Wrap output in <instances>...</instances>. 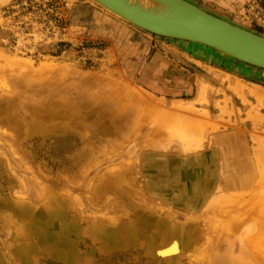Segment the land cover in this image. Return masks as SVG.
I'll return each instance as SVG.
<instances>
[{
  "label": "rangeland",
  "instance_id": "1",
  "mask_svg": "<svg viewBox=\"0 0 264 264\" xmlns=\"http://www.w3.org/2000/svg\"><path fill=\"white\" fill-rule=\"evenodd\" d=\"M186 1L264 37V0ZM153 53L178 65L167 98L127 67ZM205 53L264 73L92 0H0V264H152L99 237L128 220L162 264H264L262 97L190 60Z\"/></svg>",
  "mask_w": 264,
  "mask_h": 264
},
{
  "label": "water",
  "instance_id": "2",
  "mask_svg": "<svg viewBox=\"0 0 264 264\" xmlns=\"http://www.w3.org/2000/svg\"><path fill=\"white\" fill-rule=\"evenodd\" d=\"M93 1L147 33L187 44H202L264 70V37L186 0Z\"/></svg>",
  "mask_w": 264,
  "mask_h": 264
},
{
  "label": "crops",
  "instance_id": "3",
  "mask_svg": "<svg viewBox=\"0 0 264 264\" xmlns=\"http://www.w3.org/2000/svg\"><path fill=\"white\" fill-rule=\"evenodd\" d=\"M143 36V35H142ZM141 41L148 42L141 37ZM151 44V42H150ZM206 55H201L200 58L190 59L197 64H203L204 67L208 69H213L222 75H229L232 79L237 80L240 84L245 86V89L241 91V95L244 100L248 103L247 105H258L257 96L262 97L261 106L264 110V73L256 71H247L242 69L240 71H231L226 65V61L220 59V57L212 55L211 53H205ZM140 57V58H139ZM143 56H135V59L128 60L127 67L138 75L140 78V84L150 93L158 94L161 97L167 98L168 95L172 93H177L178 90H182V86L170 85L167 82H175L178 80V69L176 63L162 56L159 53H153L148 60H143ZM223 58V57H221ZM130 62V63H129ZM173 62V63H172ZM169 84V85H168ZM173 86V87H172ZM174 88V89H172ZM184 92V91H181ZM253 94H252V93ZM183 94V93H182ZM237 96H233L235 98ZM252 97V98H251ZM178 100L179 98H173ZM246 109V110H245ZM244 110L247 111L249 106ZM264 117V114H262ZM228 138V137H226ZM235 181L232 184V192H242L246 190L249 186L246 184V176L242 175L240 170L235 171ZM258 180L256 177H252L250 185V191L256 186ZM226 191V185L223 187Z\"/></svg>",
  "mask_w": 264,
  "mask_h": 264
},
{
  "label": "bare ground",
  "instance_id": "4",
  "mask_svg": "<svg viewBox=\"0 0 264 264\" xmlns=\"http://www.w3.org/2000/svg\"><path fill=\"white\" fill-rule=\"evenodd\" d=\"M93 1V0H92ZM95 2V1H94ZM96 3V2H95ZM99 5V4H98ZM105 10H107V9H105ZM107 11H109V10H107ZM110 12V11H109ZM111 13V12H110ZM113 14V13H112ZM115 15V14H114ZM115 16H117V17H119L118 15H115ZM119 18H121V17H119ZM122 19V18H121ZM122 20H124V19H122ZM124 21H126V20H124ZM192 45H199V46H203V47H205V48H208V49H211V50H213V51H216L217 53H219V54H222V55H224V56H226V57H228V58H230V59H232V60H235V61H237V62H239V63H242V64H245V65H247V66H250L249 64H246V63H244V62H242V61H240V60H238V59H235V58H232V57H230V56H228V55H226V54H224V53H222V52H220V51H218V50H216V49H213V48H211V47H208V46H205V45H202V44H198V43H191ZM250 67H254V66H250ZM254 68H256V67H254ZM257 69H259V68H257ZM260 70H262V69H260ZM157 227H156V229H157V231L155 232V237H159L160 239L159 240H161V237L163 236V235H161L162 233L164 234V232H163V228L165 229V224L164 223H157V225H156ZM46 229V228H45ZM48 230V229H47ZM42 231V230H41ZM108 231V230H107ZM106 230H104V229H99L98 230V232H100V234H99V237L101 238V240L104 242V244H105V246H107V247H111V245L112 246H115L116 247V245H121V246H123L122 244H133L134 246L135 245H140V246H142L143 248L142 249H144V252L146 253V255L149 257V258H151L152 259V264H162V261H160V257H159V255H158V252H159V247L156 249V251H155V253H154V255H152L151 256V253L152 252H150L151 251V248H150V246H149V243H150V241L148 240L149 239V235H148V233H146V231H145V229H144V227H142L141 225H136L135 223H133V221H131V220H128L125 224H123V226L122 227H120L118 230H115V231H113V233H111V232H107ZM48 231H46L45 233H46V235H48V233H47ZM97 232V231H96ZM107 232V233H106ZM42 234H43V232H42ZM48 237V236H47ZM98 237V236H97ZM43 238V237H42ZM247 244H250L249 243V240H248V243ZM161 245V244H160ZM128 247V246H127ZM147 247H149L148 249H147ZM134 248H138V247H134ZM29 249V248H28ZM64 251H63V253H67L68 252V249L70 250V253H68V254H70L71 255V253H73L74 252V250L72 249V247H70L69 245H67V243H65V245H64ZM119 250H120V248H119ZM123 250V249H122ZM124 251V250H123ZM143 252V253H144ZM142 256H144V255H142ZM155 257L156 258H158V259H156L155 260ZM139 260V259H138ZM218 260L219 261H221V263L222 264H226V257H221V258H218L217 259V262H218ZM150 262H151V260H150Z\"/></svg>",
  "mask_w": 264,
  "mask_h": 264
}]
</instances>
